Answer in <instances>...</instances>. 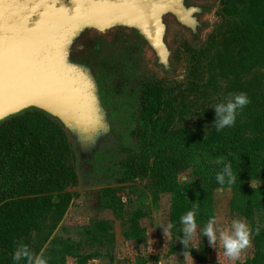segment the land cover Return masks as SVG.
<instances>
[{
	"label": "rangeland",
	"instance_id": "obj_1",
	"mask_svg": "<svg viewBox=\"0 0 264 264\" xmlns=\"http://www.w3.org/2000/svg\"><path fill=\"white\" fill-rule=\"evenodd\" d=\"M190 1L211 5L203 16L210 26L198 41L170 24L167 42L172 49L173 72L154 66L152 51L133 37H99L89 46L88 58L104 70L101 82L116 120L115 133L96 134L89 144L90 155L82 160L76 149L80 138L74 131L65 133L75 178L48 203L45 215L19 235V241L33 253L43 251L48 264H185L184 245L177 237L183 238L180 217L189 210L176 205L188 199L191 210L196 187L212 191L210 209L198 208V231L213 215L220 223L240 218L253 230L259 226V235H253L252 246L236 264L260 262L256 253H264V202L242 204L241 198H234L232 187L216 185L213 172L201 164L207 158L197 146L218 135L213 106L230 94L245 92L251 103L229 129L250 143L245 152L249 148L258 152L257 145L264 138V63L252 64L246 57L264 44V38L243 36L240 30L250 24L255 13L264 12V0ZM118 38L132 40L137 46L128 63L122 64L120 53L115 52ZM140 89L142 93L149 89L152 102L148 108L136 101ZM145 117L151 118L149 127L161 119L163 128L179 132L185 143L191 144L187 153L191 162L179 171L171 189L161 184V174L142 164L139 153L148 150L150 143H140L130 135ZM132 156V174L128 175L122 163ZM260 183L257 178L247 181L250 187ZM161 223L174 225L171 239L166 240ZM191 250L203 260L192 258L193 264H218L219 249L213 248L207 237L201 236L199 248ZM14 251H8L0 241V264H17ZM221 259L231 264L223 256Z\"/></svg>",
	"mask_w": 264,
	"mask_h": 264
},
{
	"label": "water",
	"instance_id": "obj_2",
	"mask_svg": "<svg viewBox=\"0 0 264 264\" xmlns=\"http://www.w3.org/2000/svg\"><path fill=\"white\" fill-rule=\"evenodd\" d=\"M210 8L190 0H0V124L41 111L78 135L82 160L96 134L111 132L86 54L93 39L133 37L152 51L154 66L173 72L170 24L200 41Z\"/></svg>",
	"mask_w": 264,
	"mask_h": 264
},
{
	"label": "trees",
	"instance_id": "obj_3",
	"mask_svg": "<svg viewBox=\"0 0 264 264\" xmlns=\"http://www.w3.org/2000/svg\"><path fill=\"white\" fill-rule=\"evenodd\" d=\"M240 32L243 36L264 38V12L255 13L250 24ZM246 58L252 64H263L264 44ZM148 91L141 97L142 105L147 108L152 102ZM149 122L151 118L145 117V122L133 131L140 143H150L149 149L144 148L139 157L145 168L164 177L161 184L165 189H171L177 183L179 171L191 162L187 156L191 144L185 143L179 132L163 128L161 119H156L150 127ZM263 139L257 145L258 152L254 153L250 148L245 152L250 143L241 141L231 129L225 128L215 139L200 141L197 146L207 158L201 164L213 172L216 185V174L223 165L213 161L224 157L226 163L231 162L238 179L230 187L236 201L241 198L242 204L264 202ZM70 154V144L63 129L41 111L28 110L0 124V241L8 251L15 250L20 233L34 226L45 215L48 203L75 178L69 163ZM133 159L134 156L129 157L122 163L128 175L132 174ZM256 178L261 185L254 188L247 185L248 180ZM211 192L207 187H196L192 191L193 200L200 209H210ZM176 208L190 210L191 203L182 199ZM256 254L260 262L254 260L251 264H264V253ZM191 255L197 261H203L193 250Z\"/></svg>",
	"mask_w": 264,
	"mask_h": 264
},
{
	"label": "clouds",
	"instance_id": "obj_4",
	"mask_svg": "<svg viewBox=\"0 0 264 264\" xmlns=\"http://www.w3.org/2000/svg\"><path fill=\"white\" fill-rule=\"evenodd\" d=\"M250 103L251 100L245 92L230 94L224 101L213 106L217 117L213 126L218 132L225 128L234 127L237 115ZM213 163L223 165L216 174V181L219 185L227 184L232 186L237 182L238 176L233 172L231 162L226 163L224 157H219ZM252 186L254 188L253 184ZM198 208L199 205L193 203L192 209L180 217L182 225L180 232L183 233V238L179 235L177 240L179 239L184 245L185 264H188L189 261L193 264L191 249L199 248L201 236L207 237L209 244L213 248L218 247V264H224L221 256H223L224 260L231 262V264L241 261L245 251L252 246L253 235H259V226L253 230L245 220L240 218H234L230 223H220L218 218L213 215L203 228L198 231ZM159 227L163 228L166 240L172 238L171 230L174 227L172 223H161ZM15 243L13 260L17 264L22 260L26 261V264H48V258L44 256L43 251L35 254L27 244L21 241Z\"/></svg>",
	"mask_w": 264,
	"mask_h": 264
},
{
	"label": "flooded vegetation",
	"instance_id": "obj_5",
	"mask_svg": "<svg viewBox=\"0 0 264 264\" xmlns=\"http://www.w3.org/2000/svg\"><path fill=\"white\" fill-rule=\"evenodd\" d=\"M116 45L119 49L115 48V52H119L120 55L118 58H120L124 64L125 62L128 63L129 61H131V59L133 58V55L136 54V52L138 51L137 49V46L135 45V43L131 40H128V39H125V38H118V40L116 41ZM121 61V62H122ZM104 71L103 70V67L99 64V65H96L95 62L92 64V72L94 75H98L100 79L101 76V72ZM101 86H102V90H103V97L105 99V103H106V106H107V111L109 112V119L111 121V132L110 133H115L114 132V126L116 124V120H115V117L112 116L111 114V110H109V107H108V104H107V98H106V92H105V84L101 82ZM142 91L141 89L137 92V95H136V101L139 105V102L142 101ZM138 126V124H136V126L131 130L130 132V135L132 137L133 136V131L134 129ZM96 158V157H95ZM92 160V158H91ZM92 163V162H91ZM90 163V165H91Z\"/></svg>",
	"mask_w": 264,
	"mask_h": 264
},
{
	"label": "crops",
	"instance_id": "obj_6",
	"mask_svg": "<svg viewBox=\"0 0 264 264\" xmlns=\"http://www.w3.org/2000/svg\"><path fill=\"white\" fill-rule=\"evenodd\" d=\"M193 258V257H192ZM194 259V258H193ZM195 260V259H194Z\"/></svg>",
	"mask_w": 264,
	"mask_h": 264
}]
</instances>
